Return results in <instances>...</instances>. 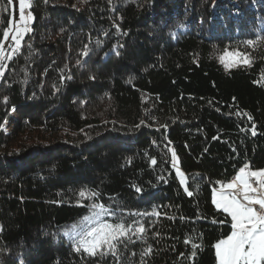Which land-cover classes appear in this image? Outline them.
Wrapping results in <instances>:
<instances>
[{
  "label": "trees",
  "instance_id": "16d2710c",
  "mask_svg": "<svg viewBox=\"0 0 264 264\" xmlns=\"http://www.w3.org/2000/svg\"><path fill=\"white\" fill-rule=\"evenodd\" d=\"M29 11L0 80V264H217L232 229L213 190L245 165L264 169V0H30ZM10 16L0 0V40ZM225 50L250 63L227 68ZM94 203L115 212L106 222L146 231L116 256L75 251Z\"/></svg>",
  "mask_w": 264,
  "mask_h": 264
},
{
  "label": "snow or ice",
  "instance_id": "6c2138e0",
  "mask_svg": "<svg viewBox=\"0 0 264 264\" xmlns=\"http://www.w3.org/2000/svg\"><path fill=\"white\" fill-rule=\"evenodd\" d=\"M11 5L13 0H7ZM29 5L26 0H19V21L23 22V31H29L27 24L33 19L31 11L25 17L24 9ZM15 23L14 17L9 18V24ZM9 30L3 31V37L8 39ZM19 33L12 36V39L19 44ZM259 39V38H258ZM247 45H255L257 41L247 40ZM2 48V44H0ZM240 55V53H236ZM225 55H231L225 50ZM4 59L0 56V60ZM224 61V56L221 57V62ZM244 63H250L245 59ZM79 63V61H77ZM229 65H226L228 67ZM3 70L0 69V75ZM255 125L252 126V134L255 135ZM153 163L155 161L153 160ZM248 166L245 165L239 169V173L231 182L222 185V189L217 195L214 192L213 203L218 209H222L231 217V233L224 239H220L215 245V255L217 257V264H264V170L246 171ZM181 175V183H185L183 173ZM228 189L231 191H224ZM140 191V189H137ZM187 191V188H186ZM81 197L85 196L84 192L79 194ZM95 196V193L91 194ZM188 195L193 193L188 191ZM258 206V207H257ZM94 209L90 216L82 218L80 231L76 232L79 237L75 251L79 252L83 249L84 252L90 256L98 254L104 246L111 251L113 256H116V248L118 244L123 243V239H131L129 233L132 235L143 234L146 229L139 221H133L138 227L133 231L132 225L125 226L124 223H109L102 219L106 215H115V212L107 209L102 204H92ZM130 215H139V213H130ZM73 225V231L77 228ZM69 233H65L68 235ZM187 243V241H186ZM199 245L193 244V249L198 248ZM150 252L151 250L148 249ZM147 254V253H145ZM135 255V253H133ZM183 255V254H181ZM196 252L193 251L194 257ZM117 264H119V257H117Z\"/></svg>",
  "mask_w": 264,
  "mask_h": 264
},
{
  "label": "rangeland",
  "instance_id": "374dc122",
  "mask_svg": "<svg viewBox=\"0 0 264 264\" xmlns=\"http://www.w3.org/2000/svg\"><path fill=\"white\" fill-rule=\"evenodd\" d=\"M29 2H30V0H26V3L28 5H29ZM28 12H29V6L25 7V9H24L25 17H27ZM10 15H11L10 17H14L15 23L12 25L9 24V26H7L5 28V29L9 30V33H10L8 39L5 40L4 37H2V39L0 40V44H2V48H0V56L4 57V59L0 60V69L3 70V74L5 73V71L7 69V65H8L9 60L12 59V57L15 55V53L19 50L20 46L22 45L23 38L28 33V31L25 32L22 30L24 28V24H23V22L19 21V0H13V3L10 5ZM31 21H29L27 24L28 29H30ZM17 33H19V35H18L19 44H17L16 41L12 39V36L16 35ZM228 52L231 53V55H225V52L222 54V56H224L223 62L225 63V65H229L227 68L235 67V66L242 65V64H249V63L243 62L245 59L250 61L249 57H247L245 55H237L236 52H231V51H228ZM3 74L0 75V80H1V77L3 76ZM177 170H178V175H179V178L181 181L180 173H183V172L181 170H179L178 168H177ZM257 170H264V169H257ZM250 171H255V170L251 169ZM184 177H185V175H184ZM228 182H226V183H228ZM226 183H224V184H226ZM185 184H186V177H185V183L183 185H185ZM222 185L223 184L214 188L213 195H214V192L217 195L219 194V192L222 189ZM224 191H231V190L224 189Z\"/></svg>",
  "mask_w": 264,
  "mask_h": 264
},
{
  "label": "crops",
  "instance_id": "0c3cea01",
  "mask_svg": "<svg viewBox=\"0 0 264 264\" xmlns=\"http://www.w3.org/2000/svg\"><path fill=\"white\" fill-rule=\"evenodd\" d=\"M246 171H250V169H246ZM236 177V176H235ZM235 177L234 178H232V180H234L235 179ZM232 180H230L229 182H231Z\"/></svg>",
  "mask_w": 264,
  "mask_h": 264
},
{
  "label": "built area",
  "instance_id": "2783aa9c",
  "mask_svg": "<svg viewBox=\"0 0 264 264\" xmlns=\"http://www.w3.org/2000/svg\"><path fill=\"white\" fill-rule=\"evenodd\" d=\"M258 207V206H257Z\"/></svg>",
  "mask_w": 264,
  "mask_h": 264
}]
</instances>
